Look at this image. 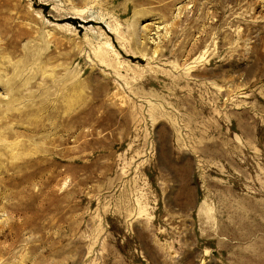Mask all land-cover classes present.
<instances>
[{"label":"rangeland","instance_id":"374dc122","mask_svg":"<svg viewBox=\"0 0 264 264\" xmlns=\"http://www.w3.org/2000/svg\"><path fill=\"white\" fill-rule=\"evenodd\" d=\"M0 37V264H264V0H0Z\"/></svg>","mask_w":264,"mask_h":264},{"label":"bare ground","instance_id":"6f19581e","mask_svg":"<svg viewBox=\"0 0 264 264\" xmlns=\"http://www.w3.org/2000/svg\"><path fill=\"white\" fill-rule=\"evenodd\" d=\"M5 40L6 39L0 37V83L3 82L5 80V78H6L5 84L7 85L9 80L11 78H14L15 69L13 67H10V66H4V64L8 60L9 55L10 54H14L16 52L17 47L15 45H12V44L8 45L6 43L1 45V43L5 42ZM9 73L11 75H8ZM11 89H13V88H11ZM13 100L14 99H12V100H10V101H8L6 103L7 104L6 107H7L8 110L13 108L12 107ZM3 110H4V108L0 105V111L3 112ZM12 133H14V131H11V134ZM0 139H1V133H0ZM9 142L10 143L8 145H5V141L4 140H0V144L3 146V149H5L4 151H6V153L8 152V153H10L12 155H14L15 154L14 151L19 149L20 147H21V149L26 147V146H24V143H21V142H18V141H13L12 140V141H9ZM8 147H10V148H8ZM18 155H19V153H18Z\"/></svg>","mask_w":264,"mask_h":264}]
</instances>
